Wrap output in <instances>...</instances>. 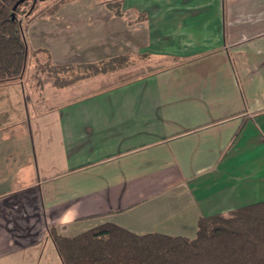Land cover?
<instances>
[{
  "label": "crops",
  "instance_id": "obj_1",
  "mask_svg": "<svg viewBox=\"0 0 264 264\" xmlns=\"http://www.w3.org/2000/svg\"><path fill=\"white\" fill-rule=\"evenodd\" d=\"M103 7L122 53L165 64L46 81L45 112L0 119V264H63L53 225L193 238L200 217L264 201V0H123L121 16ZM89 36L84 52L44 40L30 49L58 64L119 55ZM24 79L0 84L18 107L33 87Z\"/></svg>",
  "mask_w": 264,
  "mask_h": 264
},
{
  "label": "trees",
  "instance_id": "obj_2",
  "mask_svg": "<svg viewBox=\"0 0 264 264\" xmlns=\"http://www.w3.org/2000/svg\"><path fill=\"white\" fill-rule=\"evenodd\" d=\"M37 1L0 0V84L22 80L29 57L35 58L30 77L41 72L38 54L45 53L52 61L48 50L29 49L18 16L24 5ZM100 1L116 15H122L123 0ZM132 63L130 55H122L81 64L86 71L74 79L60 78L55 69L52 83L64 86L75 79L115 71ZM42 85L39 81L38 86ZM49 235L63 264H264V201L200 217L193 238L160 232L136 233L111 221L72 236L53 225Z\"/></svg>",
  "mask_w": 264,
  "mask_h": 264
},
{
  "label": "rangeland",
  "instance_id": "obj_3",
  "mask_svg": "<svg viewBox=\"0 0 264 264\" xmlns=\"http://www.w3.org/2000/svg\"><path fill=\"white\" fill-rule=\"evenodd\" d=\"M103 4L104 3L100 0H66L64 2L61 0H39L35 2L34 5L33 3L24 5L22 12H20L18 16L22 20L23 32L28 42L29 49L32 47L36 48V41L44 40L46 43H50L57 53L61 50L63 51L65 46H68V50H72L74 44H82V47L78 49L84 52L94 48L95 43L91 42L89 36L91 35L93 41L98 38L100 42H104L103 44L99 43V46H102V48L109 47L107 51H103V55H112L116 53L119 54L117 56L130 55L133 62L130 65H133L136 69L135 72L128 74L129 76H137L139 72L145 71L143 68L139 69L140 67L138 65L143 64L142 62H146L147 67L145 68L147 71H153L162 67L165 64L164 61L151 59L148 57V54L135 52L122 53L121 44L114 43L113 37H109L111 33L115 35V30H119L116 36H119L117 40L121 41L119 39L120 28L116 27L114 32L107 29L104 22L107 16H109V12L103 7ZM95 15L98 16L96 17ZM107 40L108 42L106 43ZM34 56H36V54H34ZM38 56L40 58L38 63L42 65V68H40L41 72L39 76L35 75V77H30L32 68H34L35 65V58L33 56L29 57L27 67L28 73L24 76V80H26V84L27 82L33 84V87H27L24 91L21 87L22 94L23 92H25V94L21 98V105L19 107V104L15 105L13 97L8 95L11 92L10 87H0V119L11 118V116L16 114L19 116L30 115L35 118L39 111L41 113L44 110L46 111L47 107L51 105L52 102L48 97H45L48 91L46 89L47 87L45 86L44 88V85L42 87L38 86V84L39 81L43 83L46 81L53 82L54 76L51 75H55V69L58 70L57 74L59 73V77L63 79H74L86 71L84 67H81V64H58L47 59L45 53H40ZM107 59L109 58H104L102 61ZM75 61L82 62L87 61V59L77 58ZM149 62L150 65L148 66ZM67 65H69V67L61 69L62 66ZM98 77H101V75ZM121 77L122 76H120V80ZM86 82L87 81H81V85L75 86H80L78 88H89L90 85H87ZM35 88L36 92L34 91ZM75 88L65 87L62 90H64V94L67 93L71 96L78 90V88ZM35 94L37 97L38 94L41 95L39 101L34 98ZM19 130L21 129L19 128Z\"/></svg>",
  "mask_w": 264,
  "mask_h": 264
}]
</instances>
